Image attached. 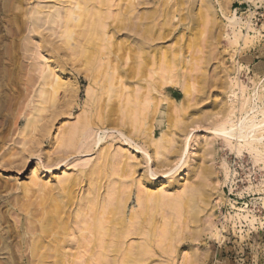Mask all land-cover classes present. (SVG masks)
Returning a JSON list of instances; mask_svg holds the SVG:
<instances>
[{
    "label": "bare ground",
    "instance_id": "6f19581e",
    "mask_svg": "<svg viewBox=\"0 0 264 264\" xmlns=\"http://www.w3.org/2000/svg\"><path fill=\"white\" fill-rule=\"evenodd\" d=\"M52 1L50 6L37 5L30 11L31 29L43 28L56 36L61 42L57 44L59 49L66 45L71 50L69 54L85 64L82 74L89 85L84 101L86 110L78 115L77 121L62 128L59 125L61 130L53 133L55 137L37 134L36 130H47L46 126L35 125L42 115L40 112L45 111L51 122L58 111L65 113L72 107L70 103L57 105L58 89L66 84L64 91L71 92L69 96L77 91L71 83L60 81L72 79L70 73H64L62 64L58 65L59 74L48 63L41 69L32 64L30 72H25L26 63L16 67L15 80L23 81L25 89L39 83L35 87L39 100L26 115L17 139L24 145L36 146L48 136L50 148L45 155L49 159L46 163L64 167L59 171L57 182L40 181L43 169L37 161L32 166L29 182L24 185L26 190L33 189L32 193L46 194L39 202V219H36L38 210L31 213L30 231L34 233L30 243L31 263L34 260L39 264H168V261L169 264H200L205 248L194 244L178 248L177 241L193 239L184 227L188 228L195 219V197L204 192L205 170L203 162L198 160L195 163L186 160L185 167H182L184 163L178 165L177 159L188 157L189 140L184 134L187 137L179 146L181 134L176 133L186 132L188 122L202 121L206 109L212 106V102L199 106L207 99L205 86L209 77L205 71L194 73V61H204L202 56L194 57V53L202 55L206 45L202 46L200 39L192 36L198 28L214 22L215 3L212 0ZM184 11L191 27L183 42V37H177L172 45L159 44L174 26V17ZM223 16L234 33L237 25L241 28V23L251 22L246 16H238L234 9ZM178 43L181 44L177 46ZM20 46L19 53L22 50L24 56L33 44L28 40ZM44 47L48 58L53 57V49L49 45ZM185 52L191 55L189 61L183 56ZM36 69L39 74H32ZM218 72L211 74L216 76ZM192 81L201 84L195 89L191 86L195 93L189 90ZM166 82L183 86L181 106L171 97L156 96L162 93ZM237 84L240 86L238 81ZM249 95L245 97L248 100L243 99L241 106L247 108L238 115L236 123L229 130L230 126L227 130L222 127L221 132L225 138L234 137L241 148L248 144L254 149L259 105L255 101L256 91ZM162 102H166L164 107L167 104L163 111L160 110ZM164 111L168 126L156 136L152 134V121L156 122ZM194 115L196 119L192 118ZM95 126L96 134L91 131ZM112 128L118 134L105 131L97 134L99 130ZM93 152V159L81 165L79 154L89 156ZM202 156L203 152L198 154L199 160ZM70 157L74 160H69ZM147 160L151 163L144 164ZM17 161L20 159L11 160ZM69 166L75 169L67 174ZM164 167L168 175L159 181L158 171ZM175 222L182 223L178 236ZM173 236H177L175 241Z\"/></svg>",
    "mask_w": 264,
    "mask_h": 264
},
{
    "label": "rangeland",
    "instance_id": "374dc122",
    "mask_svg": "<svg viewBox=\"0 0 264 264\" xmlns=\"http://www.w3.org/2000/svg\"><path fill=\"white\" fill-rule=\"evenodd\" d=\"M212 1L217 8L215 23L212 21L213 23L198 28V32H192L194 33L193 38L200 39L202 46L206 45V54L194 53V57L202 56L201 61L204 59L203 63L194 61V73L205 71L206 76L209 77L205 86L208 93L207 99L199 106L210 102L212 106L206 109V117H203L202 121L198 119L193 123L188 122L186 132L177 131L176 134H181V137H178L179 146L183 145L187 137L184 134L188 135V157L177 159L178 161L172 158L173 163L176 161L178 165L184 163L182 167L187 165L186 160H192L193 163L197 160L203 162L204 192L195 197L197 207L195 219L191 220L188 228L183 226L185 233L191 234L193 239L178 240L177 247L186 244L204 247L205 257L200 264H264V62L260 61L264 55V22L255 26L252 22L250 24L243 22L241 28L240 25L236 27L238 33L237 31L234 33L226 23L227 19L223 13L227 14L234 9L238 16L245 17V14H241L243 3L239 5L242 0ZM52 3V0H0V264H32L30 243L34 233L30 231L31 213L38 210L36 219H39L41 214L39 202L46 194L42 191L32 193L33 189L26 190L24 185L29 182L32 166L37 161L43 169L40 174L42 178L39 176L40 181L43 179L52 183L57 182L64 167L62 164H57V167L47 164L49 159L45 155L50 148L48 136L54 135L55 137V134L61 130L60 127L77 121L86 110L84 101L89 83L82 74L86 69L85 64L79 60L76 61L73 55L69 54L71 50L66 45L59 49L57 44L61 42L50 32L43 28L35 29V31L31 29L33 26L29 19L30 11L37 8V5L42 8ZM238 6H240L239 9H237ZM43 10L47 11L45 8ZM182 14L185 17L180 19ZM206 16L209 17L207 13ZM190 21L186 18L185 11L178 13L174 17V26L170 33L159 40V44L169 46L177 37L179 39L183 37L181 38L183 42L184 36L188 34L191 27ZM28 40L33 44L32 50L23 56L22 50L19 53L20 44ZM180 44L178 43L177 46ZM47 45L53 49V57L48 58V51L44 47ZM183 56L186 61H189L191 57L189 52L183 53ZM21 62L23 65L26 63L25 72L32 70L30 67L32 64L37 65V69H41L44 63H48L50 68L56 71L58 65L62 64L64 73H70L72 79L68 81L61 78L60 81L71 83L77 91L69 96L71 92L64 91L67 88L66 84L58 89L57 105L70 103L72 107L65 113L58 111L51 122H48L45 111L40 112L41 117H44L42 119L40 117L35 125L46 126L47 130L46 132L36 130V132L37 134H48V136L36 146L24 145L23 141L20 143L16 135L20 134L24 127L30 108L39 100L35 90L39 83L30 88L31 90H27L23 81L21 83L15 80L17 75L15 72ZM216 70L219 71L216 76L211 74ZM56 73L59 74V71ZM32 74L38 75L39 71ZM13 78L15 81L12 80ZM191 84L189 90L191 89L190 92L194 93L195 90H192V87L195 89L201 86V84ZM241 85L244 86L242 90ZM181 87L183 88L178 82H166L162 87V93H157L156 96L171 97L176 105L181 106L183 93H185L182 92ZM253 91H256L258 98L256 97L255 101L259 105L256 120L259 125L256 134L260 139L256 138L254 143L252 142L256 147L255 150L251 149L248 144L241 148L239 141L237 142L234 137L225 138L221 132L224 127L226 129L230 126L227 127L229 130L231 125L236 123L241 112L247 108L241 106L243 99L246 100L245 97ZM165 103L162 102L161 111L166 109L167 104L164 107ZM184 110L186 111L182 109ZM164 113L165 111L161 112L156 122L152 121V134L156 136L168 126V120L163 117ZM192 118L196 119L197 115ZM115 128L99 130L97 134H103L102 132L105 131L107 134L115 135L117 132L113 130ZM92 130L96 134L98 129L95 126ZM261 135H263L262 138ZM202 152L203 156L199 160L198 154ZM15 153L18 154L9 158ZM79 155L73 156H79L77 158L80 159L82 165L92 160L95 154L93 152L89 156ZM12 159H20V161L11 162ZM151 160H147L148 163L144 164H150ZM69 167L66 170L67 174L75 169L73 166ZM165 169L164 167L158 171L160 175L156 178L159 181L168 175ZM174 224L178 236L182 223L175 222ZM38 233L37 231L35 235ZM176 237L173 236V241ZM157 253L160 254V251ZM163 254L170 256L164 252ZM169 262L166 263L169 264ZM33 263L39 264L34 260Z\"/></svg>",
    "mask_w": 264,
    "mask_h": 264
},
{
    "label": "built area",
    "instance_id": "2783aa9c",
    "mask_svg": "<svg viewBox=\"0 0 264 264\" xmlns=\"http://www.w3.org/2000/svg\"><path fill=\"white\" fill-rule=\"evenodd\" d=\"M241 3H243V6H241V13H244L245 16H248L253 26L264 22V0L242 1L239 3V5ZM239 8L240 6L237 7V9Z\"/></svg>",
    "mask_w": 264,
    "mask_h": 264
},
{
    "label": "crops",
    "instance_id": "0c3cea01",
    "mask_svg": "<svg viewBox=\"0 0 264 264\" xmlns=\"http://www.w3.org/2000/svg\"><path fill=\"white\" fill-rule=\"evenodd\" d=\"M242 1L244 2V1H248V0H242ZM260 61L264 62V55L262 56V60H260Z\"/></svg>",
    "mask_w": 264,
    "mask_h": 264
}]
</instances>
